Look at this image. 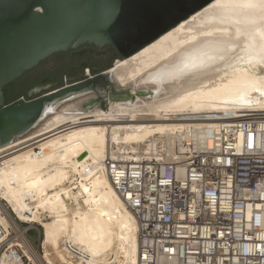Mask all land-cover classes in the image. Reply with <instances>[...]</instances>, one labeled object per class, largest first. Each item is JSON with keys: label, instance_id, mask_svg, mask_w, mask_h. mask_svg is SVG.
Listing matches in <instances>:
<instances>
[{"label": "bare ground", "instance_id": "obj_1", "mask_svg": "<svg viewBox=\"0 0 264 264\" xmlns=\"http://www.w3.org/2000/svg\"><path fill=\"white\" fill-rule=\"evenodd\" d=\"M114 64L110 81L120 86L102 91L97 103L105 102V111H81L78 100L63 105V113L54 105L40 132L79 119L83 124L66 127L37 150L19 153L26 144L15 140L25 135L0 147L10 151L0 165V224L18 238L25 232L20 223L40 226L42 264H137L138 224L102 159L109 147L139 159L155 139L178 129L264 111V0H213ZM157 94L136 107L139 96Z\"/></svg>", "mask_w": 264, "mask_h": 264}, {"label": "built area", "instance_id": "obj_2", "mask_svg": "<svg viewBox=\"0 0 264 264\" xmlns=\"http://www.w3.org/2000/svg\"><path fill=\"white\" fill-rule=\"evenodd\" d=\"M155 140L139 159L109 147L101 162L137 221V264H264V111ZM23 230L0 224V264H42Z\"/></svg>", "mask_w": 264, "mask_h": 264}, {"label": "water", "instance_id": "obj_3", "mask_svg": "<svg viewBox=\"0 0 264 264\" xmlns=\"http://www.w3.org/2000/svg\"><path fill=\"white\" fill-rule=\"evenodd\" d=\"M213 0H0V147L28 134L46 111L74 94L113 87L109 70ZM86 47L79 52L78 49ZM110 67H87L75 79L32 99L4 101V88L60 52L103 55ZM114 93H111L113 97Z\"/></svg>", "mask_w": 264, "mask_h": 264}, {"label": "rangeland", "instance_id": "obj_4", "mask_svg": "<svg viewBox=\"0 0 264 264\" xmlns=\"http://www.w3.org/2000/svg\"><path fill=\"white\" fill-rule=\"evenodd\" d=\"M65 61H66L65 65H59V64L56 63V59H55L54 61H49L48 63L43 64V66L41 68H38L37 70H34L32 72V74H34V75H36L37 73H44V72H51L52 71V72H55L56 77H54V79H51V81H49L50 83H43L41 85V84H39V82H42L43 80L45 81V80L48 79V77L43 76L37 83L25 86L23 88L24 92L28 93L29 96H31V97H35V96H39V95H41V94H43V93H45L47 91H50V90H52V89H54L56 87H60L62 85H65L66 83L73 82L74 80H76V78H75V79H72V80H69V81L68 80L65 81V78H69V74L72 73L71 72V68H73V66L70 65V58L69 57ZM114 65H113V68L115 67ZM84 72H86V74L88 76H92L93 75L92 72H89L88 69H84ZM117 82H119V81L116 78H114V83L113 84L114 85L117 84L118 86H120L119 83H117ZM121 87L124 88L125 86L123 85ZM103 90L104 89L96 88L95 91L94 90L88 91V92L84 93L83 95H81L80 97H77V98H75L73 100H70L68 102L60 104L59 105V109H60V107H62L65 104L76 103V101L78 100V101H80V102L77 101L78 104H79L78 107H79V109H81V111H85V112L90 111V110H91L90 112H93V110L94 111L95 110L105 111L106 110L105 102L100 100L97 103L99 98L102 97V95H103V92H102ZM142 92L143 93H147L145 91H142ZM17 94H18V91H16L14 93V95H17ZM159 94H157L155 96H153V95H151V96L150 95L139 96L138 99L140 100V102L137 103L136 107H139V106H143L144 107V106H146L145 104L148 105V103L153 102L154 97H157ZM14 95H12V96H14ZM150 97H152V98H150ZM85 98H87V99H85ZM91 102H94L95 104L96 103L97 104L94 105L93 108H91L89 106V103H91ZM116 103H118V101H116ZM112 105L115 106V107L119 106V104H112ZM122 105H124V104H122ZM64 108L65 107H62V110L58 111L56 113H63V110H65ZM50 117H52V116H49L46 119L48 120ZM46 119L41 120L38 123V125L34 129H32L28 134H26L24 137L15 140V142L17 144H20V142H23V144H26V145H21V148H19V150H20L19 153H21L22 151H24L28 147H31V149H33V150L34 149L37 150L44 143L49 142V141H51V140L63 135L64 134L63 130L66 127L70 126L69 130L66 131V132H69L70 130H73L75 126L79 127V125L83 124V123H78V122H82L83 120H85V119H79V120H75L76 122L75 121H70L69 123L66 122V123H64L62 125L55 126L54 128H52L51 130H49L47 132H43L42 133V132H40V128L45 123ZM118 120H120V119H118ZM39 227L37 226V224H25V225H22L23 229H27V231H28L27 232V236L31 240V243L34 245L35 248H37L39 246V244L42 242V239L38 240L37 231L35 230V229H38ZM44 260L47 262L46 259H44Z\"/></svg>", "mask_w": 264, "mask_h": 264}, {"label": "trees", "instance_id": "obj_5", "mask_svg": "<svg viewBox=\"0 0 264 264\" xmlns=\"http://www.w3.org/2000/svg\"><path fill=\"white\" fill-rule=\"evenodd\" d=\"M70 53L71 52H60V53H56L54 54L52 57H54L56 59V63L59 65H65L66 63V59L68 57H70ZM91 57L94 65L99 69V70H103V69H107L110 67V62H101L100 60H95L93 58V56ZM46 60L42 61L40 63L43 64ZM78 62L76 59H70V65H77ZM35 70V68H33L32 70H29L25 73L22 74L21 77H19L17 80L13 81L12 83H10L8 86H6L3 90L4 92V101L5 103H10L20 97L25 98V99H32L34 97L29 96L28 93L24 92L23 88L25 86L37 83L43 76L48 77V79H54V77H56L55 72H44V73H37L36 75L32 74V72ZM57 88V87H56ZM18 91L17 95H14V93ZM14 95V96H12ZM37 97V96H35Z\"/></svg>", "mask_w": 264, "mask_h": 264}, {"label": "flooded vegetation", "instance_id": "obj_6", "mask_svg": "<svg viewBox=\"0 0 264 264\" xmlns=\"http://www.w3.org/2000/svg\"><path fill=\"white\" fill-rule=\"evenodd\" d=\"M86 47H81L78 49L79 52L85 50ZM102 52H104L103 55H100V56H94V55H91V54H88V53H79L77 55H73L72 53H70V59H76L78 64L77 65H72L73 68H71V72L74 76L78 77L80 75V73L82 72V70H84V67L87 66V67H92V66H95L91 57L90 56H93V58L95 60H100L102 62H111L113 59H115L116 57L114 56V51H108L107 48H104L101 50ZM55 58L54 57H51V58H48L43 64L45 63H48L49 61H54ZM43 64H39L38 66L35 67V70H37L38 68H41L43 66ZM49 79L47 80H43L42 82H39V84H43V83H50Z\"/></svg>", "mask_w": 264, "mask_h": 264}]
</instances>
